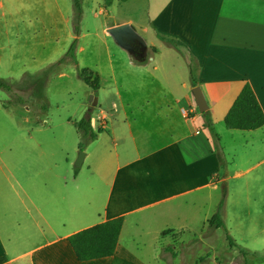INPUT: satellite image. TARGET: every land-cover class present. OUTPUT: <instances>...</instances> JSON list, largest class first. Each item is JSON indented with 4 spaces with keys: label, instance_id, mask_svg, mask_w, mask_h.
<instances>
[{
    "label": "crops",
    "instance_id": "0c3cea01",
    "mask_svg": "<svg viewBox=\"0 0 264 264\" xmlns=\"http://www.w3.org/2000/svg\"><path fill=\"white\" fill-rule=\"evenodd\" d=\"M66 1L0 0V82L33 76L42 64H53L66 53L74 37L73 10ZM141 1L146 21L129 17L103 29L107 34L106 29L128 23L145 39L147 52L152 51L144 62L121 59V71H139L135 86L123 78L119 85L105 41L97 38L86 44L82 39L89 33L80 30L75 52L78 66L81 54L86 59L84 68L98 75L99 88L109 81L113 89L110 112L99 108L96 118L91 117L93 130L102 132L84 150L79 168L74 166L79 140L74 147L64 123L49 127L37 123L33 132L23 120L2 123L0 257L7 264H151L125 238L128 224L146 223L161 224L155 233L168 239L153 259L158 262V255L163 260L167 254L175 258L178 253L168 245L193 232L190 226L200 209L202 191L216 190L219 183L264 162V126L252 131L228 129L227 133L235 134H227L229 144H223L219 152L208 135L202 137L203 117L191 94L188 68L192 58L197 66L196 86L213 126L220 120L224 123L245 83L264 113V0L123 3ZM159 35L179 40L180 49L167 46ZM168 52L182 63V77H174L180 69L169 67L163 57ZM89 94L93 95L90 89ZM85 107L84 117L89 109L91 114L95 110ZM0 110L8 108L1 104ZM34 132L59 144L61 150L43 151L40 143L31 142ZM232 146L259 160L245 169L226 167L220 175L218 154L222 160L223 155L232 158L236 154ZM62 147L71 151L63 152ZM120 216L124 221L114 255L78 261L67 237ZM167 230L172 232L162 236Z\"/></svg>",
    "mask_w": 264,
    "mask_h": 264
},
{
    "label": "rangeland",
    "instance_id": "374dc122",
    "mask_svg": "<svg viewBox=\"0 0 264 264\" xmlns=\"http://www.w3.org/2000/svg\"><path fill=\"white\" fill-rule=\"evenodd\" d=\"M66 4L72 12V1L67 0ZM129 17H133L139 22L146 21L145 3L141 1L125 5L119 0H112L111 2L84 0L80 30L82 28L85 33H89L82 39L86 44L90 40H98L97 38L105 41L113 68H115L116 75L119 78V85L123 78V81L128 80V84L135 86V83L140 79L137 76L139 71L131 68L124 72L120 70L121 59H127L130 56L116 44L110 35L103 32L106 25L115 20ZM70 25L72 29V17ZM64 45H66L65 42ZM151 53L152 51L148 50V57ZM63 56L64 54L53 64H42L37 73L31 76V78H37L42 71L48 73L46 79L39 81L37 85L32 86L31 79H21L18 82L4 81V83L12 84L14 91L22 95L27 103L24 106L7 104L12 98L8 92L0 89V107L1 104H6L5 106L8 108L5 112L0 110V153L3 151L2 123L7 120H23L31 132L35 130L37 123L42 124L43 127H49L51 123L62 122L73 136L71 139H73L72 144L74 147L75 143L78 140L80 141V135L70 120L82 119L85 115V106L89 105L92 108L88 103L91 95L89 94V88L77 77V69L85 67L86 59L80 54L78 66L69 59L62 60ZM163 57L170 63L169 67L175 69L179 67L180 71L176 72L177 75H174V77H182V63L177 59V55L168 52ZM87 59L90 60L89 55H87ZM176 60H178V64H174ZM190 62L194 63L192 58L189 59ZM149 70L150 65H148ZM103 83H105L104 86L98 89L96 95H93L95 98H97V95L100 96V104L92 112V118H96L100 109L110 112L108 107L111 105L109 102L111 95L109 92H111L113 86H110L111 82L109 81ZM23 107H28L30 110H25ZM227 130L223 120H220L218 124L213 126L214 133H211L205 126L201 131L202 137L203 134L208 135L211 142H214V135H216L218 146L221 147L224 144L226 147L231 139L227 134H235L227 133L230 132ZM45 133L50 135L49 130ZM33 137L34 140L31 142L40 143L45 152L61 150L59 144L50 143L51 139L44 138V136L35 132ZM219 139L222 140V145L219 144ZM70 143L71 141L68 139L67 144ZM232 144L235 145L234 142ZM24 148H28V145H24ZM62 151L69 152L71 149L62 147ZM231 152L236 153L235 156L230 158L223 155L224 158L219 163L220 175L224 174L226 167H229L231 171L237 168L245 169L259 160V158L254 159L244 156L239 146H232ZM199 202L201 204L200 209H196L195 222L190 226L193 232L190 235L186 234L183 240L177 242L178 244L170 243L168 245L169 247L174 246L175 251L178 253L177 257L171 258L167 254L163 260L158 255V262L153 259L157 253L160 254L161 247L168 240L167 238H160L155 233L161 227V224L146 223L138 226L128 224L125 231L126 243L143 260L151 264H264V162L244 175L219 183L216 190L204 189ZM219 205L222 206L220 214L225 228L208 230L207 220L218 211ZM226 234L232 238L236 245L232 249L228 247Z\"/></svg>",
    "mask_w": 264,
    "mask_h": 264
},
{
    "label": "trees",
    "instance_id": "16d2710c",
    "mask_svg": "<svg viewBox=\"0 0 264 264\" xmlns=\"http://www.w3.org/2000/svg\"><path fill=\"white\" fill-rule=\"evenodd\" d=\"M72 1V32L73 39L62 57V60L69 59L74 64H77L75 52L78 42V37L80 35V24L82 19V3L84 0H71ZM106 2H111L112 0H104ZM121 2H126L128 0H119ZM159 39L165 43L167 46L180 49L182 43L171 37H166L159 35ZM189 68V79L192 87L197 85V66L192 62L188 65ZM48 76L46 71H42L41 75L37 78H31L30 75L25 74L23 80L31 79V85H37L39 81H43ZM77 77L90 89L93 95L99 89V77L97 74L93 73L87 68L77 69ZM18 85V84H17ZM14 86L12 84L0 82V89L8 92L11 96V101L7 104L11 105H21L24 106L27 101L24 97L14 91ZM6 104H4L5 106ZM42 108H44L42 106ZM45 110V108H44ZM203 117L204 126L211 132H213V125L208 111L201 113ZM71 124L75 127L80 135L79 141V151L85 150L86 147L95 141L101 130L98 129L94 131L91 126V111L90 109L86 112V116L80 120H70ZM224 125L229 130H239V131H252L264 126V113L254 95L251 86L245 83L239 92L238 96L233 101L231 107L229 108L225 118ZM214 147L218 152L220 147L218 146L217 136L214 135ZM219 163L222 159L220 153L218 154ZM224 194V191H223ZM221 205H219L218 211L212 215L207 220L208 230L225 228L222 216L220 214ZM123 216L99 223L87 229L78 231L67 237V242L69 243L76 259L80 262H86L95 259L107 258L114 255L116 246L119 240V236L123 227ZM172 230H167L161 233V235H166L171 233ZM226 240L228 242V247L230 249L234 248L236 245L232 238L226 234ZM173 257L176 253L172 249H168ZM0 264H7L5 257H0Z\"/></svg>",
    "mask_w": 264,
    "mask_h": 264
},
{
    "label": "water",
    "instance_id": "95a60500",
    "mask_svg": "<svg viewBox=\"0 0 264 264\" xmlns=\"http://www.w3.org/2000/svg\"><path fill=\"white\" fill-rule=\"evenodd\" d=\"M116 44L124 50L130 58L135 62H144L147 59V44L145 40L128 24H120L106 29ZM191 94L194 98L195 105L199 113L207 111L208 106L199 86L191 89ZM88 103L93 108L97 105V98L92 94L89 96ZM85 153L78 152L74 166L79 168L83 162Z\"/></svg>",
    "mask_w": 264,
    "mask_h": 264
}]
</instances>
